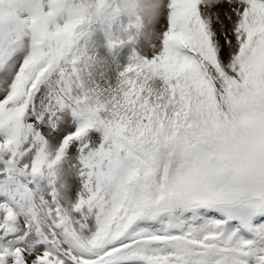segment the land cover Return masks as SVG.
I'll use <instances>...</instances> for the list:
<instances>
[{"label": "snow or ice", "instance_id": "snow-or-ice-1", "mask_svg": "<svg viewBox=\"0 0 264 264\" xmlns=\"http://www.w3.org/2000/svg\"><path fill=\"white\" fill-rule=\"evenodd\" d=\"M142 11L0 0V264H264V0Z\"/></svg>", "mask_w": 264, "mask_h": 264}, {"label": "rangeland", "instance_id": "rangeland-1", "mask_svg": "<svg viewBox=\"0 0 264 264\" xmlns=\"http://www.w3.org/2000/svg\"><path fill=\"white\" fill-rule=\"evenodd\" d=\"M139 8L143 9V0H137ZM158 6L157 4H154L152 7ZM121 21H124L126 18L124 16H121L119 18ZM144 20V18H143ZM155 30H156V24H155ZM152 17H148L146 22H145V27H144V32L145 36L140 37L138 40V43L136 47L139 49L142 46H144L146 43L150 42L152 39ZM156 33V31H155ZM97 37H100L102 40V43H97ZM90 45L92 50H94L95 54L98 57H103L108 60H115L121 64L125 63L127 59V55L131 53L132 50V45L124 43L119 46L109 48L108 47V33L105 30L103 26L100 27H93V30L91 32L90 36ZM63 168L67 169L68 165H62ZM70 183H79V178L73 173L70 176L67 177ZM44 182H42L43 184ZM67 194V193H65ZM72 196H69V199H71Z\"/></svg>", "mask_w": 264, "mask_h": 264}, {"label": "clouds", "instance_id": "clouds-1", "mask_svg": "<svg viewBox=\"0 0 264 264\" xmlns=\"http://www.w3.org/2000/svg\"><path fill=\"white\" fill-rule=\"evenodd\" d=\"M159 3V0H143V11L140 13L142 15V17L144 18V24L147 20L148 17H152V38H155L156 33H155V24L158 21V14L156 16H152V6L154 4ZM113 7H115L116 5L113 4ZM158 13V9L156 10ZM124 16L126 19L124 21H121L120 19H118V21L116 22V24L113 25V28L111 30V34H112V38L116 39V40H126L127 36L129 34H135L134 30L130 27V23H134L135 22V17H129V15L127 13L121 12L120 17ZM119 17V18H120ZM103 25L100 24H95L94 27H100ZM105 27V26H103ZM145 36V32L143 29V33L140 37H144ZM101 59H105L103 57H101Z\"/></svg>", "mask_w": 264, "mask_h": 264}]
</instances>
